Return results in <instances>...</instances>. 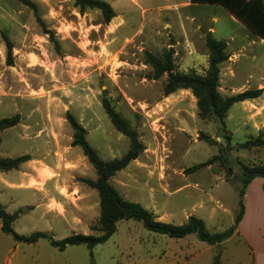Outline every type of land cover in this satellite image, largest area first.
Masks as SVG:
<instances>
[{"label":"rangeland","instance_id":"rangeland-1","mask_svg":"<svg viewBox=\"0 0 264 264\" xmlns=\"http://www.w3.org/2000/svg\"><path fill=\"white\" fill-rule=\"evenodd\" d=\"M32 1L36 10L19 0H0V30L14 44L9 65L0 35V119L21 117L17 126L0 132V157L31 155L18 170L0 171V205L10 214L22 211L14 231L43 232L55 240L96 234L100 199L84 180L95 181L97 174L82 149L72 146L67 113L87 130V141L102 160L121 158L130 140L111 123L104 97L144 145L140 156L110 180L120 195L161 222L182 225L195 216L213 233L232 227L240 209L242 166L264 165V148H236L264 130V39L223 7L191 0H105L116 13L108 25L99 10L81 14L74 0ZM208 32L228 45L220 94L263 90L259 98L230 108L224 120L230 139L218 136L213 117L199 116L190 90L165 96L167 75L153 80L145 64L146 51L161 56L173 50L176 70L204 74ZM220 154L225 165L217 160L185 172ZM37 169L35 180L30 174ZM253 181L247 202L256 213L264 208V180ZM218 255L219 264H254L240 235L212 246L196 234L176 239L151 232L136 220L119 221L114 235L92 255L85 245L59 251L45 239L19 243L0 230V264H214Z\"/></svg>","mask_w":264,"mask_h":264},{"label":"trees","instance_id":"trees-1","mask_svg":"<svg viewBox=\"0 0 264 264\" xmlns=\"http://www.w3.org/2000/svg\"><path fill=\"white\" fill-rule=\"evenodd\" d=\"M23 5L36 10V4L32 0H19ZM75 6L79 8L81 14L87 10H99L102 14L103 23L108 25L115 17L116 13L112 5L105 0H74ZM192 4H208L220 6L226 9L237 21L245 25L253 34L264 39V0H191ZM54 40L53 33L47 32ZM0 35L5 42L7 49V62L13 65L14 44L6 32L0 30ZM206 45L209 51V66L204 74H197L195 71L181 72L176 70L173 59V50L166 51L161 56H155L146 51L145 64L152 68V79L159 80L167 75L164 85V95L169 96L179 90H190L197 98L199 116L202 119H209L219 116L223 121L227 118L230 108L240 102L255 100L259 98L262 89H249L230 97H223L219 92L220 65L229 59L227 54V42L217 40L212 33L206 34ZM103 108L111 123L117 131L127 136L130 140L129 151L121 158L104 161L98 152L90 146L87 141V130L75 119L71 113H67V120L73 130V147H80L84 156L96 171L97 179H86L84 182L98 192L100 199V217L93 230L96 234H76L55 240L51 235L43 232H35L29 236L20 235L13 229L14 222L19 214H10L0 205V219L2 220V231L11 235L16 242L34 244L41 239L47 240L50 245L64 251L68 246L85 245L92 255L95 246L107 242L117 231V223L121 220H136L143 223L144 227L154 233L163 234L170 238H185L191 234H196L198 238L209 245H221L229 240L236 232L241 222L244 212V197L248 186L256 178L264 179V165H243L241 177V190L239 212L236 215L235 223L229 229L222 232H210L204 221L190 216L186 223L174 225L157 220L155 215L145 209L141 204L125 200L120 193L111 185L110 180L120 171L124 170L131 162L136 160L144 151V145L140 141L138 134L133 130L129 122L124 119L111 105L110 100L104 97ZM21 117L16 114L12 117L0 119V132L13 128L20 123ZM212 142L208 137H204ZM225 138L230 139L229 135ZM2 138L0 135V147ZM237 149L251 150L264 148V130H261L256 137L249 138L243 143L236 145ZM31 160V155L26 154L16 158H1L0 171L7 172L18 170L21 165ZM219 160L223 165L227 163L222 154L214 156L208 161L195 165L185 172L191 173L199 169L208 167ZM220 255L215 259L214 264H219Z\"/></svg>","mask_w":264,"mask_h":264},{"label":"crops","instance_id":"crops-1","mask_svg":"<svg viewBox=\"0 0 264 264\" xmlns=\"http://www.w3.org/2000/svg\"><path fill=\"white\" fill-rule=\"evenodd\" d=\"M194 5H197V4H194ZM247 44H250V42ZM241 48H245L244 49L245 51L241 50L242 51L241 53L245 55V53L248 52L247 48L245 47V44L241 45L240 49ZM244 102H249V101H244ZM41 169H37L36 173L30 174L33 177V179L36 180L39 178ZM19 181H22L20 176H19ZM6 184L9 185L10 187L23 188L22 183L16 184L15 182H11V183L6 182ZM251 184L248 186L247 191H246V198H245L246 199V211L243 216V219L238 225V228L235 234L240 235L243 238V240L251 247L253 254H254V264H264V208L256 213H252L250 211L247 200H248V193L252 187ZM0 230L2 231V220L0 224Z\"/></svg>","mask_w":264,"mask_h":264},{"label":"water","instance_id":"water-1","mask_svg":"<svg viewBox=\"0 0 264 264\" xmlns=\"http://www.w3.org/2000/svg\"><path fill=\"white\" fill-rule=\"evenodd\" d=\"M213 119H214V121H216V123H217V127H218V136L225 137L226 134H227V132H226V130H225V123H224L223 119H222L221 117H219V116H213ZM230 145H231V144H230V141L227 140V149H229ZM228 175H229V176L232 175V170H231V169H229V173H228Z\"/></svg>","mask_w":264,"mask_h":264}]
</instances>
